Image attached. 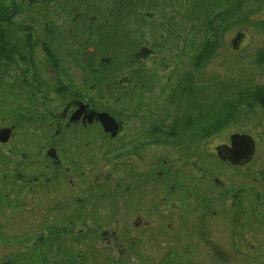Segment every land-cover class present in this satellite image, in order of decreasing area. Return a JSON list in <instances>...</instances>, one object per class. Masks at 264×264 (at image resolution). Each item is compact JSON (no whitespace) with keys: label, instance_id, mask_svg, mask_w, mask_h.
<instances>
[{"label":"rangeland","instance_id":"rangeland-1","mask_svg":"<svg viewBox=\"0 0 264 264\" xmlns=\"http://www.w3.org/2000/svg\"><path fill=\"white\" fill-rule=\"evenodd\" d=\"M16 2L18 8L13 16L15 27L20 24L21 27L32 26L38 36L46 31V25H53L57 30L55 41L53 38L49 39L47 34L46 38L50 52L54 51L60 56L61 72L57 73L50 65L42 49L38 50L41 53L39 60L44 64L39 68L50 77L52 89L56 84H60L59 78L62 79V83L69 80L76 88L77 84L84 85L81 100L86 97L87 100L94 101L98 108L125 118V121L122 120L124 121L122 130L126 135L146 128L147 124L151 123L150 119L157 123L160 120L164 121L165 117L167 120L172 116L181 117L180 122L185 125L186 148L179 152H184L187 156L185 159L190 165L189 175L182 171L178 183L170 181L171 189L164 192L169 193V196L178 197L183 193V183L191 180L189 184L192 185L195 178L203 175L207 191L214 192L211 196L207 194L206 200L203 201L217 213V216H208L209 219L205 222L211 229L208 230V234H211L213 241L207 244L197 243L195 246L188 243L185 237V228H188V224L186 221L183 224L184 245L197 253L195 258L187 259L181 255L180 258L173 260V251L180 252L182 245L172 244V238L179 231L173 227L169 228L166 221L150 230L164 229L167 233L163 237L161 234H152L146 239L144 231L147 228L135 227L137 235H141L139 236L141 243L129 238L127 240L129 246L125 247L129 257L124 260L119 257L117 246L122 247V241L134 230L127 233L121 230L120 239L114 241V255L117 259L115 264H264V190L255 188L253 191L254 212L247 214L248 220L251 217L254 225L253 231L239 236V221L232 220L230 214L236 212L231 203L236 205L238 202L243 203L246 197L241 193L246 192L247 187H236L224 180L236 172H233L232 166L219 159L216 150L219 145L229 143L231 135L244 133L250 134L258 141L259 155L264 156V107L253 98L259 87L264 89V56H260L264 52V0ZM219 12L221 13L218 18L216 15ZM215 29H220L217 51L206 60L199 59L203 45L213 36ZM25 32L9 30L8 39L20 43L28 38ZM42 56L45 62L41 60ZM75 58L77 67L79 65L82 67L81 71L72 62ZM1 66L2 77L6 79L19 73L13 67L7 70L4 64ZM95 67L98 69L97 74L94 72ZM21 68L18 69L22 70ZM47 82L49 83L48 80ZM15 89L17 91V88ZM71 96L62 99L56 91L50 96L57 118L63 117L69 101L74 102ZM169 102L172 105H169ZM234 102L239 105L234 120L207 137L195 138L196 135H193L195 132L202 131V126L207 125L214 115H220L226 110L227 104ZM5 106L10 107L9 104ZM133 106L137 109L134 111L136 116L132 119L130 116ZM146 107L150 108L151 118ZM230 108H233V105H230ZM127 109L131 113L126 112ZM12 118L15 117L11 116ZM145 122L146 125H143ZM29 124L23 119L20 123L24 131H27ZM88 133L99 134L97 128ZM106 138L108 142L110 138ZM97 143L98 141L90 144L93 149L90 156L97 151ZM59 144L62 151H67V138H61ZM116 146L114 142L107 144V149L103 153L108 155L107 159L92 155L91 158L97 162H93L92 166L88 165L89 168L86 166L88 168L86 170L94 181L106 180L103 186L94 188L95 195L103 190L109 191L106 195L112 201L113 218L122 227L124 226L122 218H125L122 214L123 206L127 210H131L130 207L136 210L140 204H146L148 190L143 186L146 176L139 179L130 177L123 181L121 176L136 173L135 167L138 163L131 149L121 150L119 154L122 155L117 156ZM160 150L155 149L156 164L159 160L165 159L168 161V167L180 165L179 161L174 159L178 156L175 150ZM237 173L238 176L244 174L242 171ZM106 176L110 178L107 179ZM87 178L89 180V177L80 173L78 182ZM216 179L221 180L220 184H216ZM190 189L193 191V187ZM236 193L240 194L237 199ZM228 195L230 198L227 201ZM137 200L140 203L138 206ZM224 203L232 208L226 215L222 214ZM129 215L133 216L130 213ZM243 223L242 221V225ZM117 227L120 228L119 224L116 226L114 224L112 229L115 230ZM234 233L240 237V241L231 247L228 238ZM36 234L37 232L34 235ZM218 238L223 241L225 238L228 239L226 243L232 250L228 251L229 247L223 248V242ZM158 239L163 243L160 247L155 245ZM6 246L8 245L1 248L4 249Z\"/></svg>","mask_w":264,"mask_h":264},{"label":"flooded vegetation","instance_id":"flooded-vegetation-1","mask_svg":"<svg viewBox=\"0 0 264 264\" xmlns=\"http://www.w3.org/2000/svg\"><path fill=\"white\" fill-rule=\"evenodd\" d=\"M54 27L46 25V31L41 36L36 35L35 28L32 26L18 29L20 32L26 31L27 40L23 39L22 42L17 43L9 38L13 42V47L11 46L13 49L9 47L8 53H0V118L2 120L0 131H10L9 139L0 141V264H115L117 259L114 255V241L120 239L121 230L127 233L135 227L139 229L144 226L147 230L142 233L146 239L152 234H161L163 237L167 233L164 229L150 230L166 221L169 228L173 227L174 230L179 231L172 238V244L182 245L180 252L173 251V260L180 258L181 255L187 259L195 258L197 253L185 247L184 238L187 237V242L194 246L197 243L207 244L213 241L211 234H208V230L211 229L205 222L209 219L208 216H217V213L213 207L203 203L207 194L211 196L214 193L207 191L205 175L195 178L193 186L189 184L191 180L183 183V193L178 197L169 196V193L164 192L171 189L170 181L178 183L182 171L188 174V169L190 170V165L185 159L187 156L184 152H179L186 148L184 146L186 145L185 125L180 122L182 118L172 116L167 120L165 117L164 121L155 123L150 119V108L146 107L151 123L144 129L126 135L122 130L125 118L98 108L94 101L87 100L86 97L84 101L81 100L84 95V85L77 84L76 88L74 83L68 80L69 86L63 87L62 84H56L52 89L50 77H47L46 73L39 68L44 64L39 60L41 53L38 50L42 49L45 52L50 65L56 69L57 73H60V56L54 51L50 52L46 38V34L49 39L57 37V30H55L57 35L54 36L53 34L51 36L48 31L49 28ZM55 38L52 40L55 41ZM41 60L45 62L43 56ZM76 60L77 58L72 62L81 71L82 67L80 65L77 67ZM2 64L7 70L10 67L17 69L18 75L7 79L2 77ZM94 72L98 73L96 67ZM59 79L60 83L62 79ZM55 91L62 99L68 98L70 93L71 99L74 100L67 103L63 117L60 118L55 115L52 101H50V96ZM5 104H9L10 107L7 108ZM144 104L145 102L142 104L143 109ZM169 105L172 104L169 102ZM175 106L177 107V104ZM132 109V113L128 109L126 112H130V117L133 119L137 108L133 106ZM100 112L109 113L118 122L119 129L116 135L104 131L102 122H99L97 118ZM130 113L125 115L128 117ZM11 116L16 119H11ZM22 119L30 123L27 131L21 128ZM143 125H146V122ZM93 128L98 129V135H89L88 132ZM106 137L110 138L108 142L105 140ZM61 138L68 139L67 151H62L59 144ZM195 138L198 137L195 136ZM97 141L98 149L92 154L95 157L107 159L108 155L103 153L107 149V144L113 142L117 144V156L122 155L119 154L121 150L127 148L132 150L131 153L137 159L138 164L134 166L137 170L134 175H120L123 181L130 177L139 179L141 176L142 178L146 176L143 181V186L148 190L146 204H140L137 200V206L138 204L141 206L136 210L132 207H130L131 210H127L123 206L121 210L125 218H122L124 222L122 227L113 218L112 201L106 195L109 191L103 190L95 195L94 188L103 186L106 180L94 181L91 174H87L88 165L92 166L93 162H97L91 158L92 155L90 156L93 151L90 144ZM255 143L256 150L246 164L234 165L230 161H224L232 166L233 172H244L242 176L235 173L224 178L226 182L236 187H247V191L241 193L246 200L243 203L238 202V205L231 203L236 212L233 211L230 214L232 220L239 221V236L253 231L251 217L249 220L247 218L249 212H254L253 191L255 188L264 190V156L259 155L257 140ZM223 145L231 146V139L229 143ZM156 148L161 149L160 151L175 150L178 156L174 159L178 160L180 165L168 167V161L165 159L159 160L156 164ZM217 155L219 157L218 150ZM144 158L147 159L144 160ZM219 159L222 160L220 157ZM80 173L89 177V180L87 178L78 182ZM220 181L216 179V184H220ZM239 196L240 194H237L235 199ZM229 198L228 195L227 201ZM224 204L222 214L226 215L232 208ZM241 220L244 222L243 225ZM185 221L188 228H185L186 236L184 237L182 229ZM114 224L115 226L119 224L120 228L113 230ZM236 226L237 223H235ZM35 232L38 235H34ZM234 235L230 234L228 238L231 247L240 241V237L236 236V233ZM127 236L128 238L122 241L123 246H117L118 255L122 260L129 257L125 249L129 246V241L127 242L129 238H134L136 243H141L139 237L141 235H137L135 230L130 231ZM228 239L225 238L223 241L218 238L223 242V248L229 247L227 249L229 251L232 249L226 243ZM162 244V241L158 239L155 245L160 247ZM5 245L9 247L2 249L1 246ZM143 247L146 248V246Z\"/></svg>","mask_w":264,"mask_h":264},{"label":"trees","instance_id":"trees-1","mask_svg":"<svg viewBox=\"0 0 264 264\" xmlns=\"http://www.w3.org/2000/svg\"><path fill=\"white\" fill-rule=\"evenodd\" d=\"M17 0H0V53H8L10 51L9 47L12 46V41L10 39H8V32L9 30L12 29H26L28 27H21L22 24L17 25V27H15V25L13 24V19H14V15L17 12ZM221 12H219L220 15ZM264 25V22H263ZM48 26V25H47ZM49 27H52L51 25H49ZM56 28H49L48 31L49 34L52 36L57 35L55 33ZM220 29H215V32L213 33L212 37H209V40L203 45V51H201V55L199 57L202 59H207L210 58L213 53L215 51H217L216 49L219 46V38H218V34H219ZM55 38V37H53ZM13 47V46H12ZM11 47V48H12ZM13 49V48H12ZM263 55L264 56V52H262L260 54V56ZM62 82V81H61ZM60 82V85H61ZM62 85H64L63 87H67L69 86V83L65 80ZM70 88V87H69ZM70 91V90H69ZM71 93V91H70ZM69 93V95H71ZM243 97V96H242ZM254 99H256L258 102H260L263 107H264V89L259 87L258 90L255 92L254 94ZM243 101V100H242ZM233 105V108L229 109V106ZM239 105L237 104V102L232 103V104H227L226 106V110L223 111V113H221L220 115H214L212 120L205 126H202V131L200 130L198 133L195 132L193 135H196V137L198 138H203V137H207L211 134H213V132H217V130H221V128L226 125L227 123H230L232 120H234L237 117V112L236 110L239 109L238 108ZM237 108V109H236Z\"/></svg>","mask_w":264,"mask_h":264},{"label":"water","instance_id":"water-1","mask_svg":"<svg viewBox=\"0 0 264 264\" xmlns=\"http://www.w3.org/2000/svg\"><path fill=\"white\" fill-rule=\"evenodd\" d=\"M91 117V115H89ZM99 122H102L103 129L106 133L113 135L117 134L119 124L115 118L107 112H100L97 114ZM74 120V116L72 117ZM9 130L0 131V141H6L10 136ZM231 146L222 145L217 148L219 157L225 161H230L234 165L246 164L255 152V140L251 135L235 133L231 136Z\"/></svg>","mask_w":264,"mask_h":264}]
</instances>
